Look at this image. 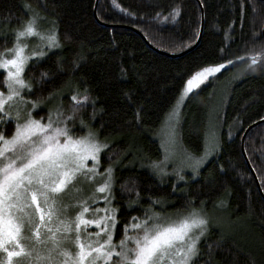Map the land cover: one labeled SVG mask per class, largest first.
<instances>
[{"label": "trees", "instance_id": "1", "mask_svg": "<svg viewBox=\"0 0 264 264\" xmlns=\"http://www.w3.org/2000/svg\"><path fill=\"white\" fill-rule=\"evenodd\" d=\"M95 1L0 0V52L32 13L56 32L61 47L26 68L24 79L34 87L28 96L44 102L53 93L51 99H61L87 89L89 104L80 118L110 145L101 168L122 161L114 168L113 207L120 208L114 241L123 237L128 219L148 208L174 215L217 212L224 225L201 239L204 258L210 264H264V0H205L203 16L197 0H98L97 18ZM177 6L182 14L173 23L170 13ZM201 29L194 49L180 57L164 54L190 49ZM229 60L230 66L187 98L180 114L182 146L199 155L209 106L217 88L226 85L218 151L187 182L160 181L151 164L161 158L157 134L164 118L191 74ZM41 72L48 73L47 81L38 82ZM14 124L9 120L8 136ZM245 133L244 154L254 176L242 152ZM125 185L133 188L130 195L122 191ZM136 191L139 204L126 208Z\"/></svg>", "mask_w": 264, "mask_h": 264}, {"label": "snow or ice", "instance_id": "2", "mask_svg": "<svg viewBox=\"0 0 264 264\" xmlns=\"http://www.w3.org/2000/svg\"><path fill=\"white\" fill-rule=\"evenodd\" d=\"M115 2L113 0V4ZM197 4L203 12L205 0H197ZM181 14L180 6L172 8L171 21L175 23ZM168 19V16L163 17V20ZM201 33L202 29L196 33L197 40ZM12 35V47L0 52V74L4 75L3 81H0V124L4 125L0 129V249L7 257L6 262L0 261V264H15L14 257H31L38 247L46 248L48 255L41 257L37 253V260L52 264H56L59 255L65 257L64 264H99L101 260L103 264H196L200 259H204V264H210L199 247L201 238L209 230V221L195 209L176 220L159 213L148 215L150 209L145 210L144 219L138 216L128 219L123 226V237L114 242L120 226V208L112 206L116 203L113 195L114 168L122 161L118 160L99 171L102 153L110 145L100 143L91 131L83 137L71 134L75 130L77 110L86 106L90 99L87 89L84 95L74 92L71 96V114L65 115L62 106H58L49 110L47 118H34L33 110H39L40 104L23 99L24 90L28 95L34 91L33 84L24 79V73L29 61H40L48 55L45 47L51 51L60 48L61 44L55 31L49 34L40 32L34 17ZM31 37L39 38L40 50L28 56L24 54L28 45L22 41ZM191 46L185 45L188 48ZM232 63L229 60L214 67H201L187 78L184 94H195V90ZM256 63L257 60L253 59L252 65ZM47 79L48 73L41 72L38 82ZM55 95L50 94V98ZM59 95L63 96L64 92ZM14 99L21 100L24 105L31 103V109L24 115L18 112L17 122L8 136L9 113L5 109L13 107ZM137 117L139 122V113ZM261 119L264 120V117ZM80 125L83 130V120ZM199 165L197 161L196 167ZM151 167L159 169V175H167L158 162H152ZM220 170L223 172L222 167ZM176 175L183 180L179 171ZM82 176L90 183L95 184L98 180L102 183L97 184L92 196L79 200L77 205L63 203L64 193L74 188ZM122 191L130 195L133 188L125 185ZM135 197L125 205L126 208L132 209L133 205L139 204V191L135 192ZM98 201H103V208L95 206ZM151 203L158 205L160 201L153 200ZM77 206L79 211H75ZM72 211H75L74 217L70 216ZM89 215L92 218H88ZM54 220L59 221L55 230L51 227ZM90 226H95L97 231L88 232ZM61 231L66 235L58 238L57 233ZM24 232L30 235L24 236ZM48 233L52 235L49 237ZM72 233L74 241L71 235H67ZM22 240L29 241L28 251L21 244ZM64 244L69 247L75 245L77 251L74 257H70L68 251L60 252Z\"/></svg>", "mask_w": 264, "mask_h": 264}, {"label": "rangeland", "instance_id": "3", "mask_svg": "<svg viewBox=\"0 0 264 264\" xmlns=\"http://www.w3.org/2000/svg\"><path fill=\"white\" fill-rule=\"evenodd\" d=\"M33 17L36 18V20H37V28L40 32H42L44 34H49L51 31H53V29L51 28V26L47 22V20H45L44 18H38L37 16H34L33 13H32V15H29L27 17L25 22H27L29 20V18H33ZM23 24L20 27L14 29V31L21 28L23 26ZM13 32H11L12 41L14 39V36L12 35ZM22 43H26L28 45V48L24 53L25 55L31 56L33 51H39L40 50L38 45L41 43V41L39 40L38 37L27 38V39L23 40ZM10 47H12V43H11ZM53 50H56V49H52L51 51H53ZM44 51L50 52V51H48L47 47L44 48ZM33 60H36V59H32L31 61H33ZM31 61H29V63ZM226 62H222V63H226ZM216 65H218V64L211 65L208 67H214ZM228 66H230V65H228ZM2 76L4 77L3 74H2ZM185 87H186V84L184 85L183 89ZM183 89L181 90L174 106L172 107L170 112L164 118V121H163L161 127L159 128V132L157 134V139H158L159 147L161 150V158L155 162L159 163L160 167L163 168V170L167 173V175H164V176L159 175L158 174L159 169H153L152 167H151V171L157 176V178L160 181L173 179L175 181V183L187 182V180H189L190 178L195 177L197 175L198 171L218 151L220 116H221L223 108H224L226 85L222 84L217 88L216 95L213 97V100L211 101V104L209 106V111H208V115H207V122H206V131H205L206 137H205L204 148H203L202 153L199 155H195V154L188 152L182 146V143L180 141V114H181V110H182L184 102L192 94V93H188L187 95H185L183 92ZM73 94H74V91H71V93H69L66 98H61V99H51L50 98L44 102H38L40 104V109L39 110H33L34 118H37V119H39L40 117L47 118L49 110L50 109L54 110L58 106H62V109H63V112L65 115L71 114L72 101L70 98ZM22 95H23L24 100L33 101L31 99V97L28 96L27 90H24ZM12 104H13V107L6 108L5 111L9 113V116L7 119L12 120L15 123L17 122L18 112L21 115H24L27 113L28 110L31 109V103L24 105V103L19 99H14L12 101ZM87 104H89V101L87 102ZM84 107L85 106H83L77 110L76 121H75V130L73 132H81L80 121L82 119L80 118L79 112H81V110ZM84 125H85L83 127L84 133L82 135L78 136V135L73 134V132L71 134L73 136H76V137H83L89 131L93 132L89 127H87V125L85 123H84ZM69 127H72V124H69ZM96 139L100 143H104L100 139H98L97 136H96ZM197 161L200 162L199 167H196ZM88 163H89V166H91V162H88ZM100 164H101V160H100ZM194 169H195V173H194ZM99 171L102 172L103 169L100 168ZM177 171H179L180 175L183 176V180L178 179V177L176 175ZM99 183H102V181L98 180L95 184H93V183L88 182L85 177H83V176L80 177V181L76 184V186L74 188H69L64 193V195L62 197V202L66 203L70 206L77 205V202L79 200L92 196L94 193L95 187ZM77 189H80V190L77 191ZM90 202L91 201H89V203ZM95 206L103 208L104 203H103V201H98L97 205H95ZM216 208L219 209L220 204H218L216 206ZM149 209H150V211H148V215H152L153 213H159L161 216H168L172 220H176L179 216H181V215H174V214L166 212L164 210H154V209L148 208V210ZM79 210L80 209L77 206L75 208V211H79ZM75 211H72L70 213L71 217L75 216ZM197 212H199L204 218H206L209 221V230L211 228H218V227H221L222 225H224V220H223L222 215L218 214L217 212H212V213H205L202 211H197ZM188 213L182 214V215H187ZM144 217H145V214L143 216H141L140 219H144ZM88 218H92V217L89 215ZM61 219H63V217H61ZM157 222H159V221H157ZM58 226H59V221L54 220L51 227L55 230ZM43 231L47 232V229H44ZM95 231H97L95 226H90L88 228V232H95ZM23 235L28 236V235H30V233L24 232ZM51 235H52V233H48L49 237ZM64 235H66V234L63 233L62 231L57 233L58 238H61ZM67 235H71L72 239L74 241V233L67 234ZM114 242H116V241H114ZM21 244L24 246L25 251L29 250V247H28L29 241L28 240H22ZM49 247H51V245H49ZM15 250L18 251L19 249H15ZM63 251H68L70 257H74V253H75V251H77V249L75 248L74 244L71 247H69L67 244H64L60 249V252H63ZM37 253L41 257H46L48 255V251L46 248L38 247L36 250H34L33 255L31 257H24L23 259L14 257L13 260H14L15 264H52V262H50V261L37 260ZM6 260H7L6 253H4L2 249H0V261L6 262ZM64 260H65V257L63 255H59L57 257L56 264H64ZM99 264H103V261L101 260L99 262Z\"/></svg>", "mask_w": 264, "mask_h": 264}, {"label": "water", "instance_id": "4", "mask_svg": "<svg viewBox=\"0 0 264 264\" xmlns=\"http://www.w3.org/2000/svg\"><path fill=\"white\" fill-rule=\"evenodd\" d=\"M96 8H97V2H96L95 5H94V11H93V13H94V17H95V18H97V17H96ZM201 14H202V16H203V12H202V11H201ZM202 23H203V22H202ZM262 33H263V36H264V27H263ZM200 37H201V34L199 35V39L196 41V43H195L190 49L185 50L184 52H181V53H178V54H175V55H169V56H171V57H180V56L184 55L185 53L191 51V50L194 49V48L197 46V44L199 43V41H200ZM161 53H162V52H161ZM249 129H250V127L246 130V132H247ZM243 140H244V136L242 137V145H241V146H242V152H243L244 158H245V160H246V163H247V165H248V168H249L251 174L254 176V172H253L252 168L250 167V164H249V162H248V160H247V158H246V155L244 154Z\"/></svg>", "mask_w": 264, "mask_h": 264}, {"label": "bare ground", "instance_id": "5", "mask_svg": "<svg viewBox=\"0 0 264 264\" xmlns=\"http://www.w3.org/2000/svg\"><path fill=\"white\" fill-rule=\"evenodd\" d=\"M97 2V5H98V0L95 1V3ZM97 9V8H96ZM97 15V14H96ZM136 32V31H135ZM148 43V42H147ZM149 45V44H148ZM164 54H167V55H175V54H170V53H165ZM244 136V140H245V136H246V133L243 135ZM242 136V137H243ZM244 140H243V144H244ZM241 145H242V138H241Z\"/></svg>", "mask_w": 264, "mask_h": 264}]
</instances>
